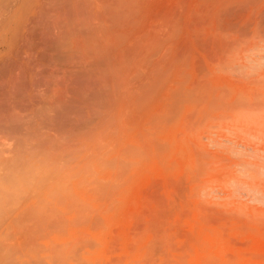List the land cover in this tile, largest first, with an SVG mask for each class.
<instances>
[{
	"label": "rangeland",
	"instance_id": "rangeland-1",
	"mask_svg": "<svg viewBox=\"0 0 264 264\" xmlns=\"http://www.w3.org/2000/svg\"><path fill=\"white\" fill-rule=\"evenodd\" d=\"M0 189V264H264V0H0Z\"/></svg>",
	"mask_w": 264,
	"mask_h": 264
},
{
	"label": "bare ground",
	"instance_id": "bare-ground-1",
	"mask_svg": "<svg viewBox=\"0 0 264 264\" xmlns=\"http://www.w3.org/2000/svg\"><path fill=\"white\" fill-rule=\"evenodd\" d=\"M16 159H17V158H16ZM14 160H15V159H14ZM18 160H19V159H18ZM24 161H25V160H24ZM7 162H8V161H7ZM17 162H18V161H17ZM16 164H17V163H16ZM5 165H6V163H5ZM20 165H21V164H20ZM20 165H19L17 168H19ZM10 168H11V167H9V169H10ZM27 168H28V167H27ZM11 171H12V170H11ZM11 171H10V172H11ZM15 172H16V171H15ZM19 172H20V171H19ZM19 172H18V174L20 175V177L23 176V175H25V174L27 173V172H26L25 174H24V173L20 174ZM22 172H23V171H22ZM28 172H29V171H28ZM30 172H31V171H30ZM35 172H36V171H35ZM37 172H38V171H37ZM4 173H5V172H4ZM8 173H9V172H8ZM8 173H7V174H8ZM11 173H13V172H11ZM14 174H17V173H13V175L10 174V175H12V179H13V180H14L15 177H16V176H15V177L13 178ZM31 174H33V172H32ZM10 175H8V177H9ZM27 175H28V174H27ZM27 175H26V176H27ZM34 175H35V174H34ZM26 176H24V177H26ZM10 177H11V176H10ZM36 177H37V176H36ZM22 178H23V177H22ZM26 178H27V177H26ZM32 178H34V177L32 176ZM13 180L9 181L8 184H10L11 182H14V183H13L14 185H15V184H16V185L19 184L18 179H17V182L15 181L16 179H15L14 181H13ZM20 180H22V179H19V181H20ZM23 180H24V179H23ZM27 180H28V179H27ZM29 180H30L31 182L34 181V180L32 181V179H29ZM29 180H28V181H29ZM28 181H27V182H28ZM15 182H16V183H15ZM24 182H25V181H24ZM39 182H40V179H39ZM6 183H7V182H6ZM17 183H18V184H17ZM20 183H21V184L18 185L19 187H20V185H22L23 182H20ZM23 184H24V183H23ZM30 184H31V183H30ZM11 185H12V184H10V187L12 188L11 190H13V192H14V190H16L18 186H17V187H14V188H15V189H14ZM14 185H13V186H14ZM16 185H15V186H16ZM24 185H25V184H24ZM27 185H28V184H27ZM10 187H9V185H8V187L5 188L6 190H4V191H5L4 193L7 194V196H9V195H11V194L13 193V192L10 190ZM29 188H30V187H29ZM31 189H32V188H31ZM0 190H1V189H0ZM9 190H10V191H9ZM20 190H21V191H20V194H17L16 192H14L13 195H12V196H14V198H12V197H11V198L14 199V200H17V198H16V197H18L17 195H20V196H21V193H23V191H22L23 189L20 188ZM8 191H9L10 193H9ZM16 191L19 193L18 190H16ZM2 192H3V190L0 192L1 195H3ZM7 192H8L9 194H8ZM11 192H12V193H11ZM25 193H26V192H25ZM32 193H34V192H32ZM5 194L3 195V197L5 196V198L7 199L8 197H6ZM1 195H0V196H1ZM22 196H23V195H22ZM35 196H37V195H35ZM31 197H32V195H31ZM15 198H16V199H15ZM24 198H25V197H24ZM36 198H37V197H36ZM20 199H21V198H20ZM18 201H19V200H18ZM8 202H10V201H9V198H8ZM11 202H12V201H11ZM13 202L15 203V201H13ZM16 202H17V201H16ZM18 203H19V202H18ZM20 203H21V202H20ZM20 203H19V204H20ZM1 204H2V203H1ZM11 204H12V203H11ZM9 205H10V204H9ZM13 205H14V204H13ZM2 206H3V204H2ZM11 206H12V205H11ZM11 206H9V207L11 208ZM15 207H16V206H15ZM12 209H13V208H12ZM3 210H5V209H3ZM3 210H1V211H2L1 213L4 212ZM8 210H9V208H8ZM14 210H15V209H14ZM14 210H12V211H14ZM16 210H17V209H16ZM5 212H6V211H5ZM6 213H7V212H6ZM6 213H5V214H6ZM8 213H9V212H8ZM9 214H11V211H10ZM9 216H10V215H9ZM34 216H35V215H34ZM36 217H37V215H36ZM8 218H9V217H8ZM0 220H1V219H0ZM6 220H8V219H6ZM10 220H11V219H10ZM10 223H11V221H10ZM0 224H1V223H0ZM8 225H9V224H8ZM13 225H14V224H13ZM9 226H10V225H9ZM15 228H16V227H15ZM18 228H19V227H18ZM21 232H22V231H21ZM12 234H13V233H12ZM6 236H7V235H6ZM4 240H5V239H4ZM6 243H7V242H6ZM3 245H4V244H3ZM5 245H6V244H5ZM8 246H9V245H8ZM5 247H6V246H5ZM5 247H4V248H5ZM11 248H12V247H11ZM7 249H8V248H7Z\"/></svg>",
	"mask_w": 264,
	"mask_h": 264
}]
</instances>
